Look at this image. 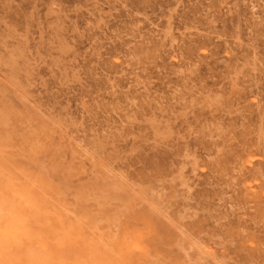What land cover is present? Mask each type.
<instances>
[{"label":"rangeland","instance_id":"rangeland-1","mask_svg":"<svg viewBox=\"0 0 264 264\" xmlns=\"http://www.w3.org/2000/svg\"><path fill=\"white\" fill-rule=\"evenodd\" d=\"M10 160L108 224L46 264H264V0H0Z\"/></svg>","mask_w":264,"mask_h":264},{"label":"bare ground","instance_id":"bare-ground-1","mask_svg":"<svg viewBox=\"0 0 264 264\" xmlns=\"http://www.w3.org/2000/svg\"><path fill=\"white\" fill-rule=\"evenodd\" d=\"M63 82H64V80H63ZM29 130H30V133H32L31 129H29ZM42 132H43V130H42ZM52 133H54V132H52ZM35 137H36V135H35ZM31 138H32V136H31ZM28 141L29 140H27V143H29ZM34 145L35 144L33 142L31 144V147ZM36 147H38L37 144H36ZM31 151H32V149H31ZM0 165H1V163H0ZM4 166H5L4 169H6L8 171V174L7 175H3V174L1 175L2 180L0 182V190H3L6 195H10L11 193L8 191V185H9V181H11L13 190H26L29 193V195L32 198V202L34 204V208L28 213L29 223H30V226L32 227V231H33V239L30 242L26 243L23 248H15L14 247L11 249H5L2 252H0V261H3V264H30V261L28 258V250L29 249L34 250L39 255V257L43 258L45 260V262L48 263L47 260H49V257H51L53 245L58 243V245L60 246V247H58L59 248L58 251H60L61 253L64 251L63 244H62L64 239L62 238V234L65 230L64 227L67 226L66 224L68 222H72V221L74 223H78V224L82 225L83 229L85 231H87L89 233V235L93 237V239H96L98 241H102L104 239L102 236V232H103L102 229L109 228L108 224L105 227H101V226H98V228L93 227V226L91 227V224L86 221V217H82L81 214H80L81 217L70 218V217L66 216V213L64 212L65 210H59V208L56 207V205H51L49 199H48V202L46 201V199L48 197V193L46 192V189L48 188V186L44 182V180H46V178L42 181V179L44 177L41 178V175H42L41 171H40V176H38L39 172L37 173L38 175H36V173L26 175L24 173V171L21 170L20 168H18V166L15 164V162L11 161V160L7 161V163L4 162ZM45 176H47V175H45ZM47 181H49L48 178H47ZM51 185L53 187L55 186V185H53V183H51ZM49 186H50V184H49ZM53 190H55L56 192L58 191V190H56V188H54ZM59 194H58V196H60ZM63 195L64 194H62V196ZM64 202H65V199H64ZM70 206H72V205H70ZM74 207H72V209ZM101 210L102 209H100V211ZM105 210L107 211V209H105ZM85 211H86V209H85ZM108 212H109V210L106 212L105 216H111V212L110 213H108ZM75 213L77 215V212H75ZM72 214H74V212ZM98 214H99V212H98ZM83 216H85V215H83ZM96 216H97V214L94 216V218ZM100 216H101V214L98 215L99 218H100ZM89 217L92 219L93 216L91 215ZM89 217H88V221H89ZM100 220H102V219L100 218ZM110 220L113 221L114 218H111ZM98 223H99V221H98ZM100 224L101 223H99V225ZM108 237L109 236H106V239H109ZM122 239L125 242V245H128L129 240L131 239V233H129L127 231L123 232L122 233ZM131 247L133 248L132 245H131ZM131 247H129V250L131 249ZM76 255L78 257L77 259L79 260V264H107V262L99 259V257L97 255L92 254V253H88V251L83 250V249H79L77 251Z\"/></svg>","mask_w":264,"mask_h":264},{"label":"clouds","instance_id":"clouds-1","mask_svg":"<svg viewBox=\"0 0 264 264\" xmlns=\"http://www.w3.org/2000/svg\"><path fill=\"white\" fill-rule=\"evenodd\" d=\"M8 191L10 195L0 190V252L14 247L23 248L33 239L28 215L34 208L31 196L26 190H13L11 181ZM28 258L30 264H46L32 249L28 250Z\"/></svg>","mask_w":264,"mask_h":264}]
</instances>
